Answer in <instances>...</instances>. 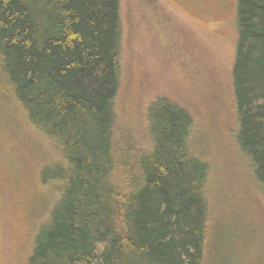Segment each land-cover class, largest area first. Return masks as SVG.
<instances>
[{"label":"trees","instance_id":"trees-1","mask_svg":"<svg viewBox=\"0 0 264 264\" xmlns=\"http://www.w3.org/2000/svg\"><path fill=\"white\" fill-rule=\"evenodd\" d=\"M236 31L231 137L264 195V0H236ZM120 35V0H0V100L61 154L41 171L61 189L27 264H203L210 162L166 98L147 108L149 146H119Z\"/></svg>","mask_w":264,"mask_h":264},{"label":"rangeland","instance_id":"rangeland-1","mask_svg":"<svg viewBox=\"0 0 264 264\" xmlns=\"http://www.w3.org/2000/svg\"><path fill=\"white\" fill-rule=\"evenodd\" d=\"M120 19L117 143L149 146L146 114L157 98L187 109L211 166L203 264H264V195L231 137L236 0H120ZM59 161L20 105L0 100V264H27L61 189L41 171Z\"/></svg>","mask_w":264,"mask_h":264}]
</instances>
